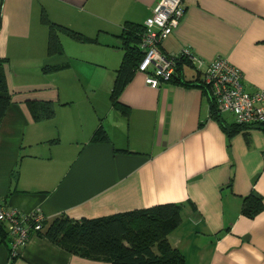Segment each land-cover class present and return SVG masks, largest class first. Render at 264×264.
<instances>
[{"label":"crops","instance_id":"crops-1","mask_svg":"<svg viewBox=\"0 0 264 264\" xmlns=\"http://www.w3.org/2000/svg\"><path fill=\"white\" fill-rule=\"evenodd\" d=\"M157 2L0 0V59L11 98L0 122V201L24 215L39 213L43 222L178 203L182 220L167 237L185 264H264V209L242 213L250 193L264 201V125L237 127L228 112L221 122L211 118L189 62L157 87L136 70L119 106L110 102L124 23L143 25ZM183 2L162 51L187 49L205 62L226 58L240 69L246 91L264 89V0ZM42 13L96 41L59 32L62 53L47 55ZM73 53L80 62L74 72L93 65L101 77L71 78ZM99 127L107 140L92 141ZM0 264L111 263L72 254L38 233L11 256L0 233Z\"/></svg>","mask_w":264,"mask_h":264},{"label":"trees","instance_id":"trees-1","mask_svg":"<svg viewBox=\"0 0 264 264\" xmlns=\"http://www.w3.org/2000/svg\"><path fill=\"white\" fill-rule=\"evenodd\" d=\"M41 22L48 27L46 52L49 56L62 53L59 32L80 42L96 41L94 38L86 37L77 31L50 22L44 13L41 15ZM142 31V24L124 23L120 35L124 53L116 70L110 95V102L113 106H119V95L132 79L141 60L142 52L139 50L138 42ZM183 62L188 61L181 58L175 72L179 70ZM3 64L4 60L0 59V122L11 99L5 83ZM63 67L53 66L49 69L55 71ZM174 77L175 73L169 81H172ZM193 85L203 87L209 96L210 117L221 122V112L217 108L210 90L202 83L200 76H198L197 82H193ZM48 109L44 108L41 113H44V116H49L51 110ZM235 124L237 127L244 126ZM100 140H107V135L99 127L95 131L92 141ZM262 209H264V201L256 193L252 192L244 197L242 205L244 215L253 217ZM181 220V204L163 203L94 219L74 220L61 214L50 221H42V229L37 233L72 254L108 261L111 264H185L183 255L170 244L167 237L170 231L180 224ZM0 233L3 237L6 236L1 225Z\"/></svg>","mask_w":264,"mask_h":264},{"label":"built area","instance_id":"built-area-1","mask_svg":"<svg viewBox=\"0 0 264 264\" xmlns=\"http://www.w3.org/2000/svg\"><path fill=\"white\" fill-rule=\"evenodd\" d=\"M184 11L183 0H158L143 23L138 42L142 57L137 72L144 74L146 84L157 87L172 78L178 61L185 58L199 72L220 112L230 113L241 125L264 124V89L246 91L240 69L226 58L205 62L187 49L179 54L162 51L161 43L177 28ZM42 220L39 213L24 215L0 201V225L10 241L11 256L18 255L28 238L42 229Z\"/></svg>","mask_w":264,"mask_h":264},{"label":"rangeland","instance_id":"rangeland-1","mask_svg":"<svg viewBox=\"0 0 264 264\" xmlns=\"http://www.w3.org/2000/svg\"><path fill=\"white\" fill-rule=\"evenodd\" d=\"M82 44H85V46L83 48H87V50L90 52L92 49L91 47H88V45H86V43H82ZM79 51V50H78ZM82 50H80L79 52H81ZM86 52V51H85ZM73 55H77L76 58H70V62L72 64V67L71 70L69 72H71V78H75V77H78V81H81V82H84V83H89L90 81H95L97 79H99L101 77V75H97V73H95V70H96V67L93 66V65H87V66H82L81 65V68H82V71H81V76L78 74V72H76V65L79 64L80 62L78 61V58H79V53H73ZM78 57V58H77ZM74 69L76 70L74 72ZM66 72L64 73H58L56 75V77H64L65 78V74ZM56 74V73H54ZM74 74V75H73ZM52 76H53V73H52ZM89 93V92H88Z\"/></svg>","mask_w":264,"mask_h":264}]
</instances>
